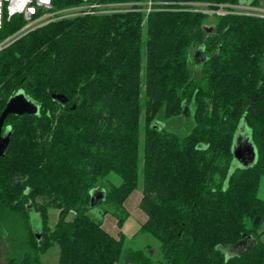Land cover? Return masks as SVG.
<instances>
[{
    "label": "trees",
    "instance_id": "obj_1",
    "mask_svg": "<svg viewBox=\"0 0 264 264\" xmlns=\"http://www.w3.org/2000/svg\"><path fill=\"white\" fill-rule=\"evenodd\" d=\"M80 1L54 0V10ZM212 16V27L211 14L188 11L66 18L0 51V117L20 90L41 105L39 116L10 115L3 128H12L0 157V223L12 230L6 264H41L55 245L57 264H264V18ZM25 24L6 17L0 41ZM194 47L204 51L199 77L189 65ZM183 117L187 135L163 127ZM242 123L258 152L249 169L232 154ZM111 174L121 184L102 187ZM139 188L147 220L128 238L125 203ZM95 189L105 195L91 206ZM105 215L116 236L103 228ZM139 238H153L161 258L153 242L136 247Z\"/></svg>",
    "mask_w": 264,
    "mask_h": 264
},
{
    "label": "built area",
    "instance_id": "obj_2",
    "mask_svg": "<svg viewBox=\"0 0 264 264\" xmlns=\"http://www.w3.org/2000/svg\"><path fill=\"white\" fill-rule=\"evenodd\" d=\"M54 0H0V31L4 20H9L20 15L25 21L22 30L4 41H0V51L12 42L43 25L53 21L90 16H106L113 14H125L135 11L145 13V19L153 12L158 11H188L194 13H209L215 16H226L230 12L245 14L255 18H264L263 6L236 7L218 5L213 7L205 3L192 2H156L155 0H144L142 2H104L102 0H81L78 5L70 9L55 11ZM229 8L232 11H229Z\"/></svg>",
    "mask_w": 264,
    "mask_h": 264
},
{
    "label": "rangeland",
    "instance_id": "obj_3",
    "mask_svg": "<svg viewBox=\"0 0 264 264\" xmlns=\"http://www.w3.org/2000/svg\"><path fill=\"white\" fill-rule=\"evenodd\" d=\"M259 2L264 7V2L262 0H259ZM192 3L209 4V3H206V2H192ZM249 4L250 3H247L245 0H242V2L240 4L233 5L231 7H233V8H236V7H251ZM221 5H223V4H221ZM212 6L213 7H217L218 5H212ZM226 6H228V5H226ZM71 7L72 6L66 7L63 10L70 9ZM242 15H245V14H242ZM247 16H249V15H247ZM213 18H214V16L211 15L210 22L207 23L208 26L212 27L213 20H214ZM199 50H201L203 55H204V51L202 50L201 47H194L191 50L190 56H189V61H190L189 65H190V68H191V73H192V75L194 77H199L200 76L201 61L196 59V51H199ZM163 127L167 128L170 131L177 132L181 136H185V135H187L189 133V131H190L191 127H192V123H191V121L188 118L186 119V118L183 117V118H181V119H179L177 121H175V120L173 121L172 120L170 122H167L165 125L163 124ZM237 166H238V164H237ZM104 182L101 184L102 187H106L107 186L106 183H111V184L117 186V185L121 184V178L119 176H117L116 174H111ZM140 194H141V188H139L137 190V192L134 193L128 200V206L130 208L129 210H131L133 212V214L136 213L135 210H133V209H136V210L138 209V211H140V209H139V206L136 207V208H132V205H130V204H132V203L135 204L136 203L135 201L140 196ZM258 196H259L260 199L264 200V177L262 178V181H261V184H260V187H259V190H258ZM126 210L128 211V209H126ZM59 213H60V210H55V209L50 210V212H49V225H50L51 228H53L54 225L56 224V222L58 221ZM73 215H74V212H71L70 215L68 216V219H71ZM105 217H106V220H105ZM37 220H38V214L37 213H33L31 215V220H30V224L32 225L33 228H37L38 227ZM104 220L106 221V226H107V223H111V221H114L115 219L112 217V215H105L104 218H103V223H104ZM11 224H12V221H11ZM102 226H103V224H102ZM115 226H117L116 220H115ZM107 228H109V227H107ZM113 230H115V227H114ZM11 231H12L11 228L7 227L6 224L0 223V264H6V258H7V256H6L7 255V252H6L7 251V249H6L7 247L6 246L7 245H11V238H12ZM122 232H123V228H122ZM259 232H260V238L259 239H260V241H262L264 243V222L262 223L261 227L259 228ZM149 241L151 243L153 242V244L155 243L154 244L155 247H154V249L152 251V255H154L155 259H157V260L160 259L161 258L160 252L155 250V249L158 248V243L153 238H151L149 240H145L143 238H139L136 241V247L141 248V247L144 246V244H147ZM40 260H41V264H57L58 260H59V248L56 245L48 248L47 250H45V252L40 254Z\"/></svg>",
    "mask_w": 264,
    "mask_h": 264
},
{
    "label": "water",
    "instance_id": "obj_4",
    "mask_svg": "<svg viewBox=\"0 0 264 264\" xmlns=\"http://www.w3.org/2000/svg\"><path fill=\"white\" fill-rule=\"evenodd\" d=\"M250 3L249 0H245ZM249 1V2H248ZM53 98L60 103H67L68 99L62 93L55 92ZM41 112V105L31 100L23 90L18 91L11 97L3 110L0 117V157H5L7 148L11 141L12 128L8 126L3 130L5 121L10 115L21 116L25 114L39 116ZM232 154L235 162L240 168L249 169L256 165L258 161V152L255 147L251 131L242 123L234 138L232 145ZM105 191L97 189L91 191V206H95L99 200L104 198ZM256 224L259 223V218L256 219ZM40 240V235H37Z\"/></svg>",
    "mask_w": 264,
    "mask_h": 264
},
{
    "label": "crops",
    "instance_id": "obj_5",
    "mask_svg": "<svg viewBox=\"0 0 264 264\" xmlns=\"http://www.w3.org/2000/svg\"><path fill=\"white\" fill-rule=\"evenodd\" d=\"M137 191H135L134 193H136ZM133 193V194H134ZM132 194V195H133ZM131 195V196H132ZM130 196V197H131ZM129 197V198H130ZM141 197H142V195L140 194V196L137 198V200L135 201L136 203L135 204H130V205H132V208H136V207H138L139 206V203H140V200H141ZM129 200V199H128ZM128 200L126 201V203H125V206H126V209H128V211H129V214H130V216H129V218L126 220V222H125V224H124V226H123V233L128 237V238H131V237H133L134 236V234H136L139 230H140V228H141V226H142V224L144 223V222H146V220H147V217H146V215L140 210V211H138V209L136 210V209H133V210H135V214H133V212L131 211V210H129L130 208H129V206H128ZM105 220H106V217H105ZM104 220V223H103V227L111 234V235H113V236H116L117 235V233H118V229L116 228L117 226H115V220L114 221H111V223H107V226H106V221ZM107 227H109V228H107ZM114 227H115V230H113L114 229Z\"/></svg>",
    "mask_w": 264,
    "mask_h": 264
},
{
    "label": "flooded vegetation",
    "instance_id": "obj_6",
    "mask_svg": "<svg viewBox=\"0 0 264 264\" xmlns=\"http://www.w3.org/2000/svg\"><path fill=\"white\" fill-rule=\"evenodd\" d=\"M196 59L200 60L201 62H202V60H204V55H203L201 50L196 51Z\"/></svg>",
    "mask_w": 264,
    "mask_h": 264
}]
</instances>
